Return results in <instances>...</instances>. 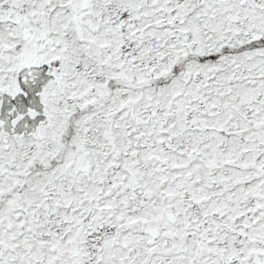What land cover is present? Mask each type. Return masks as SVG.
<instances>
[{"label":"snow or ice","instance_id":"6c2138e0","mask_svg":"<svg viewBox=\"0 0 264 264\" xmlns=\"http://www.w3.org/2000/svg\"><path fill=\"white\" fill-rule=\"evenodd\" d=\"M0 264H264V0H0Z\"/></svg>","mask_w":264,"mask_h":264}]
</instances>
